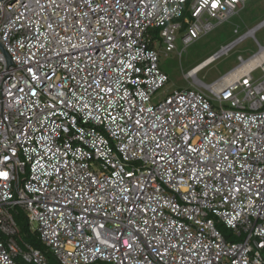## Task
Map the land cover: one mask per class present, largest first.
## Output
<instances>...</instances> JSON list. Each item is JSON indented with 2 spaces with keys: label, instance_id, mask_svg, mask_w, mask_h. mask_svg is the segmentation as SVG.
Returning a JSON list of instances; mask_svg holds the SVG:
<instances>
[{
  "label": "built area",
  "instance_id": "built-area-1",
  "mask_svg": "<svg viewBox=\"0 0 264 264\" xmlns=\"http://www.w3.org/2000/svg\"><path fill=\"white\" fill-rule=\"evenodd\" d=\"M247 1L0 0V264L49 262L20 209L58 264H264V19L158 96V36L188 45Z\"/></svg>",
  "mask_w": 264,
  "mask_h": 264
},
{
  "label": "rangeland",
  "instance_id": "rangeland-1",
  "mask_svg": "<svg viewBox=\"0 0 264 264\" xmlns=\"http://www.w3.org/2000/svg\"><path fill=\"white\" fill-rule=\"evenodd\" d=\"M264 19V0H248L244 7L239 9L227 20L217 24L211 31L203 34L190 44L185 45L182 41V30L177 33L175 41L176 48L170 51L165 50V43L158 36V43L156 48L160 52L159 64L163 71L168 76V82L158 92V96L172 93L176 89L194 87L191 82L193 79H186L184 73L189 69L200 63L206 57L219 50L223 45L235 40L241 33L252 29L257 23ZM235 28L239 31L235 32ZM158 32V30H156ZM256 38L264 44V26L255 32ZM259 45L254 36L248 35L243 41L236 44L228 53L222 54L219 58L211 62L208 66L201 69L197 75L206 83H211L218 77L223 75L229 69L239 63V55L244 57L250 56L257 51ZM261 74L260 70L255 71L254 76L258 77ZM20 209V207H18ZM21 212V228L23 229V236L32 241L26 233L36 235L34 231L38 227V222L33 221L29 223L27 212L20 209ZM217 226L230 240H237L233 235L231 228H227L224 224L218 223ZM41 249H43L48 256V264H58L57 259L51 251H47L45 244L41 242Z\"/></svg>",
  "mask_w": 264,
  "mask_h": 264
},
{
  "label": "trees",
  "instance_id": "trees-1",
  "mask_svg": "<svg viewBox=\"0 0 264 264\" xmlns=\"http://www.w3.org/2000/svg\"><path fill=\"white\" fill-rule=\"evenodd\" d=\"M20 216H21V214H18V215L16 216V218H17V221L19 222L20 226H22V225H21L22 219H21ZM21 229H22V228H21ZM22 231H23V229H22ZM26 235L32 240L31 242H32L35 246L41 248V241H40V239H39L36 235H33V236H32L31 233H26Z\"/></svg>",
  "mask_w": 264,
  "mask_h": 264
},
{
  "label": "water",
  "instance_id": "water-1",
  "mask_svg": "<svg viewBox=\"0 0 264 264\" xmlns=\"http://www.w3.org/2000/svg\"><path fill=\"white\" fill-rule=\"evenodd\" d=\"M0 48H1V49L3 50V52L5 53V55H6L7 59H8V61L11 62L10 55H9L8 52L5 50V48H4V46H3V44H2L1 41H0Z\"/></svg>",
  "mask_w": 264,
  "mask_h": 264
},
{
  "label": "bare ground",
  "instance_id": "bare-ground-1",
  "mask_svg": "<svg viewBox=\"0 0 264 264\" xmlns=\"http://www.w3.org/2000/svg\"><path fill=\"white\" fill-rule=\"evenodd\" d=\"M253 32H254V30H251V33H253ZM210 61H211V59L208 58V60H207L205 63H208V62H210ZM245 67H246V64H243V65L240 67V69H243V68H245ZM193 71H194V70H193ZM193 71L191 72V73H192L191 75H194L195 72H193ZM235 73H237L236 70H235ZM227 77H231L230 74H229V76H227Z\"/></svg>",
  "mask_w": 264,
  "mask_h": 264
},
{
  "label": "snow or ice",
  "instance_id": "snow-or-ice-1",
  "mask_svg": "<svg viewBox=\"0 0 264 264\" xmlns=\"http://www.w3.org/2000/svg\"><path fill=\"white\" fill-rule=\"evenodd\" d=\"M0 175H2V176H7V173H0Z\"/></svg>",
  "mask_w": 264,
  "mask_h": 264
},
{
  "label": "clouds",
  "instance_id": "clouds-1",
  "mask_svg": "<svg viewBox=\"0 0 264 264\" xmlns=\"http://www.w3.org/2000/svg\"><path fill=\"white\" fill-rule=\"evenodd\" d=\"M207 58V57H206Z\"/></svg>",
  "mask_w": 264,
  "mask_h": 264
}]
</instances>
